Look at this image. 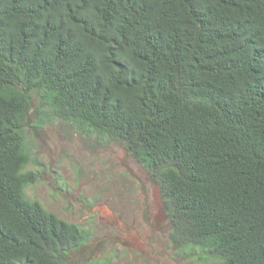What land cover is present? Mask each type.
Wrapping results in <instances>:
<instances>
[{
    "label": "trees",
    "instance_id": "16d2710c",
    "mask_svg": "<svg viewBox=\"0 0 264 264\" xmlns=\"http://www.w3.org/2000/svg\"><path fill=\"white\" fill-rule=\"evenodd\" d=\"M52 118L148 170L179 250L264 264V0H0V264H87L26 195Z\"/></svg>",
    "mask_w": 264,
    "mask_h": 264
},
{
    "label": "rangeland",
    "instance_id": "374dc122",
    "mask_svg": "<svg viewBox=\"0 0 264 264\" xmlns=\"http://www.w3.org/2000/svg\"><path fill=\"white\" fill-rule=\"evenodd\" d=\"M28 143L27 198L87 232V264H210L175 247L159 186L119 143L54 118Z\"/></svg>",
    "mask_w": 264,
    "mask_h": 264
},
{
    "label": "bare ground",
    "instance_id": "6f19581e",
    "mask_svg": "<svg viewBox=\"0 0 264 264\" xmlns=\"http://www.w3.org/2000/svg\"><path fill=\"white\" fill-rule=\"evenodd\" d=\"M249 44V43H248Z\"/></svg>",
    "mask_w": 264,
    "mask_h": 264
}]
</instances>
